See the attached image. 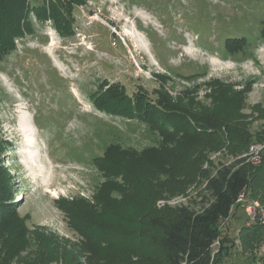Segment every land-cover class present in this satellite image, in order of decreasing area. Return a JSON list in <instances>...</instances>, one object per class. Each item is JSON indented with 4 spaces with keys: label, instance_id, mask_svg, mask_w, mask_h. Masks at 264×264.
Segmentation results:
<instances>
[{
    "label": "rangeland",
    "instance_id": "rangeland-1",
    "mask_svg": "<svg viewBox=\"0 0 264 264\" xmlns=\"http://www.w3.org/2000/svg\"><path fill=\"white\" fill-rule=\"evenodd\" d=\"M81 1L72 39L33 18L35 33L0 59V188L13 209L0 264H168L150 221L198 207L209 176L242 158L257 172L220 225L229 254L216 264H264V0ZM229 38L246 51L231 55ZM106 80L129 96L163 88L221 132L153 134L99 112L91 95ZM106 152L114 161L98 170Z\"/></svg>",
    "mask_w": 264,
    "mask_h": 264
},
{
    "label": "trees",
    "instance_id": "trees-1",
    "mask_svg": "<svg viewBox=\"0 0 264 264\" xmlns=\"http://www.w3.org/2000/svg\"><path fill=\"white\" fill-rule=\"evenodd\" d=\"M80 6H84L81 0H0V59L16 51V40L35 33L33 18L42 25L50 21L58 34L66 38L65 42L68 38L72 39L76 32L74 14ZM260 38L264 45V21ZM247 46L246 38H229L225 41V48L231 55L244 53ZM156 95L157 98L152 99L141 90L129 96L121 84L106 80L91 98L97 111L139 122L152 133H177L178 126L182 125L185 130L196 127L198 132L208 135L221 132L219 126L209 125L215 123L191 121L192 115L188 110L173 103L163 88H159ZM111 146L123 148L117 144ZM113 161L106 152L94 164L98 170L104 171L106 163ZM256 172L257 168L247 158L231 165L222 164L207 179L198 207L180 206L174 209L170 218L158 217L150 221L152 227L162 231L161 244L169 252L168 264H216L218 256L229 254L228 241L223 238L220 225L228 222L237 202L250 188ZM4 194L5 189L0 188V222L13 214V209L8 207L11 203L2 199ZM250 228L246 226L240 231L243 234V230Z\"/></svg>",
    "mask_w": 264,
    "mask_h": 264
},
{
    "label": "bare ground",
    "instance_id": "bare-ground-1",
    "mask_svg": "<svg viewBox=\"0 0 264 264\" xmlns=\"http://www.w3.org/2000/svg\"><path fill=\"white\" fill-rule=\"evenodd\" d=\"M138 42H140V41H138ZM191 52H192L191 49L187 50V53L190 54V55L193 54ZM20 127H21V130L24 132V136L27 138V142L30 144V147L32 149H35V146H34V144H35L34 130H33L32 124L29 122V120L27 118H23V121L21 122ZM29 154L31 156L32 152H30ZM32 158H34V156H32Z\"/></svg>",
    "mask_w": 264,
    "mask_h": 264
},
{
    "label": "built area",
    "instance_id": "built-area-1",
    "mask_svg": "<svg viewBox=\"0 0 264 264\" xmlns=\"http://www.w3.org/2000/svg\"><path fill=\"white\" fill-rule=\"evenodd\" d=\"M260 150V149H259ZM257 151H258V149H257ZM250 160V159H249ZM241 199V198H240ZM239 199V200H240ZM257 209H259V204L258 203H252L248 208H247V212L249 213V214H253L255 211H257ZM219 243L217 242L216 243V245H218Z\"/></svg>",
    "mask_w": 264,
    "mask_h": 264
},
{
    "label": "flooded vegetation",
    "instance_id": "flooded-vegetation-1",
    "mask_svg": "<svg viewBox=\"0 0 264 264\" xmlns=\"http://www.w3.org/2000/svg\"><path fill=\"white\" fill-rule=\"evenodd\" d=\"M225 46V45H224Z\"/></svg>",
    "mask_w": 264,
    "mask_h": 264
}]
</instances>
